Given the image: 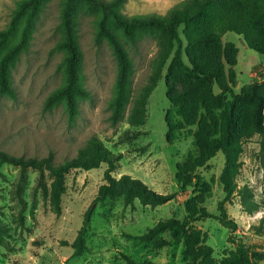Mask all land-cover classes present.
<instances>
[{
	"label": "rangeland",
	"instance_id": "1",
	"mask_svg": "<svg viewBox=\"0 0 264 264\" xmlns=\"http://www.w3.org/2000/svg\"><path fill=\"white\" fill-rule=\"evenodd\" d=\"M16 1L0 0V29L7 26ZM178 1L127 0L122 12L129 16L165 15ZM60 12L61 0H49L36 22L28 50L11 69V82L18 97L12 100L0 95V149L24 157L43 158L51 153L54 162L61 163L75 157L95 135L118 159V168L111 173L115 178L130 175L158 194L178 191L177 165L189 152H194L195 147L189 129L179 134L173 143L166 139L165 118L170 103L165 75L170 60L147 100L145 124H128L129 105L123 120L112 125L108 102L114 89L117 62L105 40L100 44L95 42L96 22L91 10L84 8L75 25L82 54V80L89 97L78 100V113L73 120L63 104L45 109L47 97L63 82V52L54 50L62 37ZM181 37L185 46L182 34ZM222 42L237 50L235 93L251 83L264 81V54L249 49L243 38L233 32L225 33ZM126 48L132 64L130 91L134 97L147 83L158 47L154 39L145 38L137 47L126 45ZM214 92H219L217 86ZM242 110L240 125L246 132L250 110L248 106ZM259 141L256 133L242 140L234 182L237 187L251 189L256 197L254 200L252 196V200L258 209H264V152ZM223 164L224 156L218 152L198 169V178L178 192L176 198L155 206L142 205L138 200L126 206L122 197L93 203L99 186L104 183L106 165L88 171H71L66 177L59 212L51 204L52 178L47 173L46 190H43L38 184L37 171L28 169L21 174L18 167L4 165L0 169V220L5 225L6 235L5 245H0V264H129V261L188 264L185 240L173 242L171 231L152 237L148 234L159 222L182 220L187 215L188 202L196 197L202 199L201 208L212 215L199 218L193 226L204 236L205 244L213 248V264H219L221 257L235 249L240 241L264 255V236L250 228L258 225L251 218L255 211L244 212L238 195L225 203L227 214L236 221L237 229L231 231L217 219L218 206L224 198L219 181ZM88 208L93 212L85 235L87 248L80 256L73 257L71 243ZM258 264H264V259Z\"/></svg>",
	"mask_w": 264,
	"mask_h": 264
},
{
	"label": "trees",
	"instance_id": "2",
	"mask_svg": "<svg viewBox=\"0 0 264 264\" xmlns=\"http://www.w3.org/2000/svg\"><path fill=\"white\" fill-rule=\"evenodd\" d=\"M49 0H17L6 27L0 29V95L16 100L18 95L11 82V69L19 56L26 52L41 13ZM127 0H61V39L54 50L63 52L61 67L63 82L46 99L45 109L63 104L71 120L78 113V100L89 97L81 73L82 54L76 36V19L84 9L94 12L95 42L103 40L110 46L117 62V73L112 96L108 102L109 121L116 125L126 120L131 126L145 124L147 100L162 78L163 69L170 60L165 75L166 96L170 107L166 113V139L173 143L179 134L189 129L193 137L194 152H189L177 165L175 179L179 190L171 194H158L145 183L130 175L115 178L111 173L118 168V159L97 136H92L75 157L55 163L53 154L43 158L17 156L0 149V169L4 165L16 166L24 174L28 169L39 173L38 184L46 190L44 177L51 178L49 197L54 209L60 211L61 197L66 190V177L71 171H88L106 165L104 183L98 188L93 203L107 198L122 197L126 206L138 200L142 205H159L176 198L178 192L191 185L198 169L204 167L218 152L224 156L219 181L224 198L218 206L217 219L231 231L237 223L227 214L225 203L235 195L240 197L243 211L252 213L258 205L247 186L237 187L234 176L238 170L241 142L253 134L260 136L264 152V81L254 82L235 93L236 48L223 44L222 36L233 32L241 36L249 49L264 54V0H180L165 15H126L122 12ZM181 34L186 45L183 44ZM152 38L157 53L152 60L147 83L131 96L132 64L126 45L137 47L140 40ZM171 58V59H170ZM219 92H214V87ZM244 106L250 110L249 128H241ZM174 116V118L172 117ZM202 199L194 198L187 204V215L182 219L159 222L150 229L149 236L172 232V241L185 240L184 254L188 264H213V248L204 242V236L193 224L199 218L211 217L202 208ZM92 208L84 213L83 222L73 242L72 256L86 250L85 235L90 224ZM251 230L264 236V219ZM6 228L0 220V245H5ZM167 242V241H166ZM262 253L238 242L235 249L225 253L219 264H258ZM129 264H160L151 261Z\"/></svg>",
	"mask_w": 264,
	"mask_h": 264
},
{
	"label": "clouds",
	"instance_id": "3",
	"mask_svg": "<svg viewBox=\"0 0 264 264\" xmlns=\"http://www.w3.org/2000/svg\"><path fill=\"white\" fill-rule=\"evenodd\" d=\"M255 195L253 196V199L255 200ZM247 215V214H245ZM251 218L255 219L257 221V224H258V221L260 219H264V209H258L257 211H255L254 213L251 214Z\"/></svg>",
	"mask_w": 264,
	"mask_h": 264
}]
</instances>
